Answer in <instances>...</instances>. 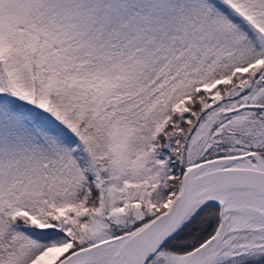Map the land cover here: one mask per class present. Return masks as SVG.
<instances>
[{
	"label": "snow or ice",
	"instance_id": "obj_1",
	"mask_svg": "<svg viewBox=\"0 0 264 264\" xmlns=\"http://www.w3.org/2000/svg\"><path fill=\"white\" fill-rule=\"evenodd\" d=\"M0 264H264V0H0Z\"/></svg>",
	"mask_w": 264,
	"mask_h": 264
}]
</instances>
